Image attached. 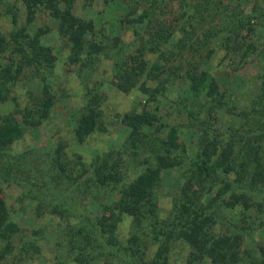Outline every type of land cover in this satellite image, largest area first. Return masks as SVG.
Segmentation results:
<instances>
[{
  "label": "rangeland",
  "instance_id": "rangeland-1",
  "mask_svg": "<svg viewBox=\"0 0 264 264\" xmlns=\"http://www.w3.org/2000/svg\"><path fill=\"white\" fill-rule=\"evenodd\" d=\"M224 3L227 8L239 9L243 13H248L253 7H264V0H224ZM147 4L148 0H74L72 5L75 15L92 22L93 36L88 37L90 40L106 44L110 53L118 47L123 48V59L141 55L146 60V69L131 80L126 91L116 87L113 58L98 55L93 66L87 69L81 66V62L86 60L83 56L78 63H69L66 39L57 32V20L46 11L36 10L31 21L26 23V31L30 35L37 30L43 32L40 41L51 49L54 61L51 67L25 68L18 74L13 83L7 85L6 99H0V115L9 112L15 103L20 106L29 103L31 96L50 95L52 105L46 119L37 127L25 129L21 137L6 150L8 157L16 155L21 163L10 172L0 171V199L7 220L17 228L15 248L12 253L0 257V264H73L72 257L65 254L67 243L79 238L78 231L87 230L82 226L86 223L85 216L92 218L98 215L97 204L106 201V196L99 191L98 199L90 195L79 198L75 193L63 189L66 182L55 175L58 172L56 161H65L80 172L84 168L85 173L78 180L80 182L92 176L91 163L96 156L109 153L111 158L108 161L118 162L114 171L120 174L119 182L131 179L144 167L142 158L146 149L135 153L137 149L129 141L131 128L124 122L125 116L147 113L151 117V125L141 127V132L165 138L169 128L173 127L178 131L177 140L186 146L190 156L199 152L205 139L196 123L206 118L202 110L205 99L201 94L189 90L186 73L204 70L214 76L220 92L224 94L226 106L234 107V110L249 104L250 98L257 92L264 78V19L259 14L251 19L253 31L245 35L249 41L244 38L236 40L237 49H228L231 51L227 53L218 41L223 33L219 31L207 46L192 54L190 51H179L176 46L181 37L179 25L187 23V15L183 11L188 9V14L196 13L188 1H156L152 18L172 30V33L153 46V50L149 48L154 44L151 42V26H147L145 21L138 24L132 21ZM17 5L18 21L25 24V9L19 2ZM205 16L198 20L195 17L194 21L197 20L199 24L196 23L194 27L197 26L196 34L200 36L193 40L200 42L201 33L209 30L210 23L219 22L222 18ZM9 29L8 20L0 16V31L5 33ZM135 30L138 32L136 35ZM230 43L234 42L230 40ZM247 43H251L249 48L246 47ZM5 62L6 55L0 54V66ZM155 63L159 69H152ZM160 68L161 72H158ZM2 92L3 87L0 86V94ZM89 95L97 96L100 123L83 141L78 142L73 129ZM215 117L216 121H208L211 127L218 124L220 129L234 120L233 114L222 112ZM58 144L62 145V154L57 158L54 150ZM0 165L6 164L0 160ZM187 168L189 162L186 159L162 171L154 188L156 216L143 217L141 223L142 237L147 239L149 255L162 240L157 242L152 238L154 228L155 232L161 230L168 217V222L177 228L183 224L178 213L173 219L172 199L187 178ZM51 175L56 177L53 184H50ZM43 180H46L48 189L42 184ZM32 183H35L34 193L30 190ZM193 183L192 189H197L198 185ZM38 185L39 188H36ZM217 189V184L212 187L206 184L199 189L209 192L208 199L212 204L209 212L219 214L212 225L213 231L218 233L234 227L240 232L238 248L241 260L237 264L264 262V203L262 211L253 205L246 210H242L239 204L228 207L223 203L218 207L220 198H214L221 195L216 194ZM226 195L224 193L222 197ZM62 200L68 212L60 213L59 203ZM200 200L205 201L204 198ZM54 205L58 207L52 212ZM131 222V218L126 216L117 224L115 232L121 240L128 237ZM22 242L34 245L35 249L21 254ZM188 252L189 247L185 243L172 241L168 251L170 264H184ZM88 261V264H104L102 256Z\"/></svg>",
  "mask_w": 264,
  "mask_h": 264
},
{
  "label": "trees",
  "instance_id": "trees-1",
  "mask_svg": "<svg viewBox=\"0 0 264 264\" xmlns=\"http://www.w3.org/2000/svg\"><path fill=\"white\" fill-rule=\"evenodd\" d=\"M156 1L148 0V4L132 18V21L137 24L145 21L147 26H151V42L154 43L149 45L151 50L172 33V30L152 18ZM183 1H188L189 6L191 5L196 13L188 14V9L183 11V13L186 12L187 23H180L178 31L181 37L176 44L182 52L190 51L193 54L201 51L202 47L211 42L212 36H217V33L222 31L218 41L229 53L231 50L228 49H237L236 40L244 38L249 41L245 35L253 31L251 19L255 15L259 14L264 19V7H253L248 13H243L239 9L227 8L224 0H202L204 4L201 0ZM17 2L25 9V24L18 21ZM73 2L74 0H0V16L6 18L10 25L7 32L0 31V54L6 55V62L0 66V86L3 87V94H0L1 100L6 99L9 89L7 85L13 83L17 75L25 68H45L53 64L54 55L51 49L40 41L43 32L37 30L30 35L26 31V25L31 21L36 10H44L57 20V32L66 39L68 45L69 63L76 64L83 56L86 60L81 62V66L87 69L93 66L98 55H103L101 57L107 59L113 58L116 87L122 91L128 90L131 80L146 69L147 62L140 57L141 55L128 56L126 60L122 58L123 48L118 47L110 53L106 44L90 40L88 37L93 36V24L90 20L83 19L72 12ZM228 9L230 12H227ZM205 15L222 18L219 22L210 23L209 30L201 33L200 42L193 40L194 37L199 39L200 36L196 34L197 26H194L196 23L199 24L197 20L206 17ZM195 17L196 21H194ZM134 33L138 34L137 30ZM230 40L234 43H230ZM250 46L251 43L246 44L247 48ZM243 52L246 54V50ZM152 69H159L158 64H153ZM158 72H161V68ZM186 74L189 90L201 94L205 99L202 110L206 118L196 123L198 131L205 140L194 156H190L186 146L177 140L178 131L173 127L169 128L165 138H158L153 133L141 132V127L151 125V117L147 113H142L124 118L125 124L131 128L129 141L135 145L133 147L137 149L135 153L146 149L142 158L144 167L131 179L119 182L120 174L114 171L117 170L115 166L118 162H109L108 159L111 158L109 153L103 156L97 155L91 163L92 176L80 182L78 180L83 177L84 168L80 172L68 166L65 161H56L58 172L55 175L62 177L66 182L63 189L75 193L79 198L90 195L98 199L99 191L106 196V201L97 204L98 212H100L98 215L92 218L85 216L86 223L89 222V224L86 226L85 223L82 226L87 230L78 231L79 238L67 243L65 254L72 257L73 264L85 262L88 264V260L95 259L96 256H102L104 264H170L168 251L169 245L174 240L182 241L189 247L184 264L196 262L237 264L240 262L238 248L240 232L234 227L223 229L218 233L213 231L212 225L219 214L209 212L208 209L212 205L208 199L209 192L199 189L206 184L211 187L217 184L216 194L221 196H216L214 199L220 198L218 207L223 206V203L228 207L239 204L242 210H246L253 205L262 211L264 203V78L260 81L257 92L250 98V103L234 110V107L226 106L224 94L220 92L214 76L204 70ZM96 97L95 95L87 96L84 110L76 119L73 135L78 142L83 141L100 123ZM30 98V102L24 106L15 103L9 112L0 115V160L6 164L0 165V171L4 170V173L12 171L21 163L16 155L7 156L6 150L10 144L21 137L25 129L37 127L49 115L52 105L50 95ZM218 112L233 114V123H227L222 129L218 124L211 127L209 121L210 119L216 121L215 115ZM61 149V144L55 147L57 158L62 154ZM186 159L189 162V168L185 171L188 173L187 178L177 192V196L172 199L173 219L178 213L183 224L181 228H177L168 222V217L166 223L164 222L161 226V230L155 232L154 228L152 238L157 242L162 240L157 249L149 255L147 239L142 237V218L156 216L157 203L154 188L162 171ZM55 178L51 175L50 184H53V179L55 182ZM45 181L43 180L42 184L44 183L45 189H48ZM193 182L198 185L197 189H192ZM31 186L30 190L34 193L35 183ZM36 188H39V185ZM224 193L227 195L222 197ZM202 198L205 199L204 202L200 200ZM59 206L60 213L69 211L63 200ZM56 207L58 206L54 205L51 211H56ZM6 216L0 199V257L7 256L15 248L14 237L17 228L14 223L7 220ZM126 216L131 218L132 228L129 230L128 237L121 240L115 231L117 224ZM33 249L35 246L30 243L20 244L21 254H27ZM251 264H264V262L251 261Z\"/></svg>",
  "mask_w": 264,
  "mask_h": 264
}]
</instances>
